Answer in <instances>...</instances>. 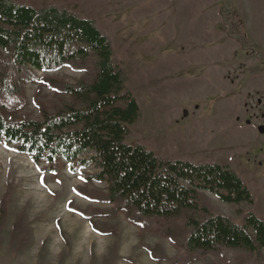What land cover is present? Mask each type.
I'll return each instance as SVG.
<instances>
[{"label": "rangeland", "instance_id": "374dc122", "mask_svg": "<svg viewBox=\"0 0 264 264\" xmlns=\"http://www.w3.org/2000/svg\"><path fill=\"white\" fill-rule=\"evenodd\" d=\"M15 1L64 6L95 21L125 61L142 110L128 143L172 159L231 164L256 205L226 204L207 191L200 205L237 224L250 212L264 221V0ZM33 74L22 85L24 107L4 111L6 120L40 121L42 109L53 113L72 102L45 81L92 80L69 68ZM46 168L0 143V264H168L148 250L169 259L181 254L168 237L124 214L88 220L69 208L114 207L82 196L107 194L106 183L88 180L99 172L93 163L75 172L65 163L56 174ZM193 264L222 262L205 255Z\"/></svg>", "mask_w": 264, "mask_h": 264}, {"label": "trees", "instance_id": "16d2710c", "mask_svg": "<svg viewBox=\"0 0 264 264\" xmlns=\"http://www.w3.org/2000/svg\"><path fill=\"white\" fill-rule=\"evenodd\" d=\"M63 68L92 78L43 82L72 102L62 101L53 113L42 109L40 121L5 119L4 111L24 107L22 85L36 80L34 72ZM129 81L125 61L95 21L64 6L0 0V143L46 165L44 173L56 174L61 163L72 172L93 163L99 172L88 180L106 183L107 194L81 195L114 207L90 213L69 208L88 220L124 214L132 225L168 237L181 251L169 259L148 250L155 261L193 264L213 255L222 264H264L263 220L250 212L237 224L200 205L203 191L226 204L256 205L231 164L172 159L128 143L135 137L131 127L143 117Z\"/></svg>", "mask_w": 264, "mask_h": 264}]
</instances>
